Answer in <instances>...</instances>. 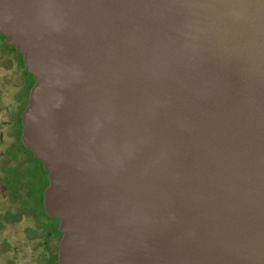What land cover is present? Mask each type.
Wrapping results in <instances>:
<instances>
[{"label":"water","instance_id":"obj_1","mask_svg":"<svg viewBox=\"0 0 264 264\" xmlns=\"http://www.w3.org/2000/svg\"><path fill=\"white\" fill-rule=\"evenodd\" d=\"M0 35L58 264H264V0H0Z\"/></svg>","mask_w":264,"mask_h":264},{"label":"rangeland","instance_id":"obj_2","mask_svg":"<svg viewBox=\"0 0 264 264\" xmlns=\"http://www.w3.org/2000/svg\"><path fill=\"white\" fill-rule=\"evenodd\" d=\"M0 40V85L4 84L0 86L2 89L0 119L8 118L10 114L9 125L3 128V135L8 132L10 138L0 143V151L3 150V155L0 156V181L6 182L10 187L9 200H20L17 209L25 214H35L36 217L32 221L44 226L47 225V221L41 215L39 199L47 184L46 174L28 152H22L17 138L16 116L24 103L30 82H27L28 77L18 75L17 72L12 73V69L17 67L15 63L18 56L12 55L10 47L1 37ZM15 215L16 212L10 213L9 216Z\"/></svg>","mask_w":264,"mask_h":264},{"label":"flooded vegetation","instance_id":"obj_3","mask_svg":"<svg viewBox=\"0 0 264 264\" xmlns=\"http://www.w3.org/2000/svg\"><path fill=\"white\" fill-rule=\"evenodd\" d=\"M1 41V40H0ZM10 47V53L18 56L16 70L18 75L28 77L29 81L28 92L33 84L32 77L24 69L21 54L18 53L14 47L2 39ZM4 85V84H1ZM0 85V86H1ZM28 92L21 106L20 111L16 116V127L18 129V145L23 149L22 152H27L21 142V113L26 106L28 99ZM2 96V89L0 87V97ZM20 106V104L18 105ZM2 102L0 98V108ZM9 117L0 119V143L4 139H8L9 133L3 135V128L9 125ZM5 132V130H4ZM3 155V150L0 151V156ZM32 157V156H31ZM42 169V168H41ZM46 174V173H45ZM9 185L6 182L0 181V264H58V242L60 235L58 234V220L47 215L44 212L42 205V195L39 199L41 215L47 221V225H40L32 221L35 214H25L18 208L20 200H9ZM44 190V189H43ZM43 193V191H42ZM16 212L15 216H9L10 213ZM6 225V226H5ZM5 227V229L3 228Z\"/></svg>","mask_w":264,"mask_h":264},{"label":"trees","instance_id":"obj_4","mask_svg":"<svg viewBox=\"0 0 264 264\" xmlns=\"http://www.w3.org/2000/svg\"><path fill=\"white\" fill-rule=\"evenodd\" d=\"M0 37H1V39H3L4 38V36H2V35H0ZM28 152V151H27ZM28 154H30L29 152H28ZM30 156H31V154H30ZM33 158V157H32ZM34 159V158H33ZM36 160V159H35ZM39 164H40V162L38 161V160H36ZM40 167H41V165H40ZM43 171V170H42ZM47 180V179H46ZM59 235H60V232L58 233Z\"/></svg>","mask_w":264,"mask_h":264}]
</instances>
